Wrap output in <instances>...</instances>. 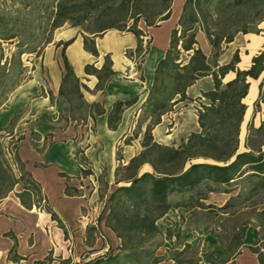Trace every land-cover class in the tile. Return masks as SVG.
Here are the masks:
<instances>
[{
  "label": "trees",
  "instance_id": "trees-1",
  "mask_svg": "<svg viewBox=\"0 0 264 264\" xmlns=\"http://www.w3.org/2000/svg\"><path fill=\"white\" fill-rule=\"evenodd\" d=\"M131 1L137 0H122L126 8L124 11H116V17L109 19L111 17L109 16L107 23L95 29L84 28L89 33L82 34L83 47L86 51L98 56L96 37L108 29L131 31L136 35L138 43L134 50L127 51L129 56L135 57L142 51L144 53L147 51V47L142 45L143 31L137 26V19H135L136 15L145 11L135 8L136 12L131 15L133 21L127 25ZM169 1L171 0H164L166 3ZM224 1L226 0H217V4ZM139 2L145 5L147 3L146 0H139ZM212 2L213 0H185L182 15L178 21L181 29L176 26L171 30L169 47L155 67L152 85L142 103L144 113L149 116L141 141L142 150L132 156L127 163L119 162L115 168L117 185L108 196L110 203L106 223L121 239L122 246L127 250L124 254L127 258L133 256L134 252L129 250L135 249V244L144 238H151L157 232V220L172 207L169 200L171 194L189 192L187 199L176 205L189 208L202 207L203 200L207 198L209 192H227V188L221 187L241 179L246 173L256 178L255 187L264 188V151L260 149L264 145V110L262 111L263 119L258 127H255L253 122L248 125L250 132L244 145L249 150L240 151L239 149L240 127L246 109L243 98L248 93L250 79H257L262 73L258 97L253 102L254 115L261 110L260 101H264V50L253 55L251 65L247 69H240L237 66L239 61L237 51L227 63L220 64L218 61L222 42L232 41L238 32H260L257 26L264 21V13L261 14L260 8L264 6V0H230L225 3L226 9L223 16L211 18L210 23L202 4L210 5ZM96 5L97 0H0V46L3 42L14 41L19 48L8 59L0 47V107L6 101L7 95L27 77L20 59L21 54L26 52L29 46L27 42L35 41L39 37H41L40 40L49 42L50 31L65 22H70L72 26L83 25L89 21L91 15L93 16L92 11L95 10ZM245 8L251 12L242 18L243 26L236 28L234 23L236 13L233 11H241ZM107 14V11L98 12L94 18L100 22ZM169 16V4H166L161 11L143 14L148 26L157 24L158 21L165 20ZM35 19L39 21L38 25L34 23ZM198 22L202 23V28L214 50L211 59L196 46L195 24ZM179 30L180 35H178ZM72 40L71 38L61 43L63 44L61 55L64 74L59 89V94L66 97L70 105L73 102V95L78 102L82 98L79 79L64 54V47ZM178 46L184 51H191L187 62L182 65L178 62L180 56ZM231 71L235 73V76L224 81ZM85 72L95 75L98 79L96 87L103 89L114 74L110 57L108 55L104 57V63L100 68L93 63L86 64ZM208 75L211 76L213 85L201 93L207 102H203L197 109L199 130L190 132L178 146L165 145L154 140L152 128L161 121V116L175 103L188 99L187 88ZM130 103V100H118L113 103L107 118L110 128H116L123 109ZM253 151H257V154H253ZM200 158L211 160V162H191ZM13 161V163L9 161L0 143V199L6 197L19 183L22 189L16 195L21 203L27 208L42 204L41 207L63 227L62 221L46 203L40 184L24 168L17 151L13 152ZM144 163H148L153 172L140 173V167ZM13 164H16L19 169L18 176L13 170ZM121 181L130 183L118 185ZM230 205L231 198L221 208H227ZM246 228L247 225L243 222L231 236V242L235 243L236 248L243 245ZM135 237H138L140 241H134ZM263 248L262 245H249V249L257 255L258 264H264ZM179 254L181 253L174 255L173 259L176 264H183L178 258ZM115 256L110 260L99 259L85 264H108L110 261L112 264H129L118 261L117 255ZM145 256L146 261L138 262L139 264H157L162 260L160 256L153 253ZM8 258L13 261L19 260L14 247L10 250ZM49 263L50 258L47 257L36 260L33 264ZM231 264L236 263L231 262Z\"/></svg>",
  "mask_w": 264,
  "mask_h": 264
},
{
  "label": "crops",
  "instance_id": "crops-1",
  "mask_svg": "<svg viewBox=\"0 0 264 264\" xmlns=\"http://www.w3.org/2000/svg\"><path fill=\"white\" fill-rule=\"evenodd\" d=\"M173 13L174 10L170 17L162 20L159 25L147 26L150 45L141 66H137L135 57L127 54V51L134 50L138 43L136 35L131 31L109 29L97 36L98 56L84 49L81 32L73 28L62 31L56 41L45 47L43 59L40 61L43 70H39V75H35L34 80L43 81L39 84L43 86L44 92L36 97L38 101L35 104L42 107L41 113L47 117L35 120V125L49 129L52 122L58 120V117L52 116L56 110L57 113L64 114L73 109L66 97L59 94L64 74L61 55L63 44H56L72 38V42L64 47V54L79 79L82 98L76 103L80 115L78 118L74 117L73 121L70 120L69 124L79 123V127H84L83 134L66 140H58L53 136L52 141L47 144H44V134L38 139L25 138L19 141L16 151L24 168L40 184L46 203L62 221L63 227L41 207L42 204L25 207L16 195L22 189L21 185L16 184L14 190L0 199V264H33L34 261L47 257L50 258L49 264H85L81 262V257L85 254L108 247L107 240L110 243L116 242L117 237L114 231L105 225L104 217L107 198L115 185L114 172L118 162L115 156L116 145L122 133L130 126L136 111L139 112V106L145 101L153 82L155 67L169 47L171 30L176 21ZM235 42L237 45L232 52L236 49L243 50L238 51L237 66L240 69L249 68L253 55L264 50V36L260 33L238 34L228 45ZM203 52L208 55L209 50ZM106 55L111 59L114 74L103 89H98L97 77L86 73L85 65L93 63L100 68ZM227 75L228 79H231L235 73L231 71ZM262 76L263 73L257 79H250L248 93L243 98L246 109L242 123L248 111V103L245 100L254 101ZM201 80H206L208 88L198 86L195 89ZM212 85L211 76H204L190 85L186 94L189 97L199 96L201 91L210 89ZM118 100H130L131 103L123 109L116 128L112 129L107 122L108 112ZM10 113V107L0 109V117L2 115L4 119L8 118ZM2 117L1 130L5 123ZM164 123L162 119L154 127L153 134L157 142L166 144L172 133L163 134L167 131ZM132 156L133 153L123 162L127 163ZM102 185L107 190L104 195L101 192ZM231 192L219 193L222 200L220 205L230 198ZM214 194L218 192H209L208 198H214ZM261 227L256 223L248 225L243 246L234 257L237 264H258L256 253L248 246L258 245L255 241ZM237 229L238 227L230 233ZM104 236L107 240H103ZM231 236L232 234H229L228 241ZM13 247L19 257L18 261L8 258ZM161 263L162 261L158 264ZM228 263L229 261L223 264Z\"/></svg>",
  "mask_w": 264,
  "mask_h": 264
},
{
  "label": "rangeland",
  "instance_id": "rangeland-1",
  "mask_svg": "<svg viewBox=\"0 0 264 264\" xmlns=\"http://www.w3.org/2000/svg\"><path fill=\"white\" fill-rule=\"evenodd\" d=\"M228 1L230 0H226L224 2H220V4H217V0H213L210 5H207L206 3L202 4L203 10L205 9L204 13L210 23L211 18L215 19L216 17L223 16V12L226 9L225 3ZM146 2V5L143 2L140 3L139 0L133 2L131 1L129 3L127 25H130L132 23L133 19L131 18V15L136 12V9L141 8L145 11L144 13L151 14L155 11L163 10L164 6L166 4H169L170 15L174 10L173 18H176L174 27L178 26V21L180 16L182 15V9L185 0H171L167 3L164 2V0H146ZM207 6L208 8L206 9ZM125 8L126 6L122 4V0H97L96 8L92 11L93 16H90L88 22H85L80 26H72L70 22H65L63 25L50 31L49 42L40 40L41 37H39L35 41L27 42L29 46L26 49V52H24L20 56V59L25 67L27 77L19 86H17L12 92L7 95L6 101L4 102L2 107H0V109L4 107H10L11 109V113L8 118L5 117L4 119V116L2 117L1 115L2 119L5 120V123L3 124V130L0 129V143L3 151L5 152L11 163L14 162L13 152L16 151V148L19 145V141L22 139H38L41 134H44V144H47L49 141H52L53 136H55V139L58 140H66V138L69 137L75 139L79 135L83 134L84 127H79V123L71 122L69 124L70 120L73 121L75 119L74 117L78 118L80 115V111H78V108L76 107V103H78V100L75 95L72 96L73 102L72 105H70L73 109H70V111L64 114L57 113L56 110V112L52 114V116L54 118L58 117V120L52 122L49 129L35 125V122L37 120L47 117L43 115V113H41L42 107H39L35 104L38 101V98L36 97L42 95V92H44L43 86L39 84L43 81L37 79L34 80V76L39 75V70H43L40 65V61L43 59L45 47L49 43L56 41L55 39L60 35V33L67 28L78 29L81 34H89L88 31L84 30V28L95 29L99 25L107 23L109 21V16H111L109 17V19H111L112 17H116V11H124ZM260 8L261 14L264 13V6H261ZM102 11H107L108 14L107 16H104L100 20V22H98L94 17L98 12ZM233 12L236 13L234 21L235 27L241 28L244 22L242 21V18H244V15L251 12V10H247V8H245L241 11ZM144 13L136 15L135 19H137V26L143 31V35H141L142 45L145 48L147 47L148 50L150 45V37L149 33L147 32L148 25H146L143 17ZM161 22L162 20L158 21L157 24L151 26L159 25ZM34 23L38 25L39 21L35 19ZM195 25L197 27L196 46L200 47L201 50L203 49L207 52L209 50L208 55L206 56L211 59L214 50L210 45L208 36L202 28V23L198 22ZM257 27L260 29L259 33L264 36V21L260 22ZM178 29L181 28L178 26ZM241 33L242 32H238L235 34V36ZM39 34L40 36H42L41 31H39ZM180 34L181 32L179 30L178 35ZM61 43L62 41L56 42L57 45ZM228 43L229 42H222L221 44V50L218 56L219 63H227L231 59L235 51L243 52V50L239 49H236L234 52H232L237 43L235 42L231 45H228ZM15 44L16 43L14 41L7 43L3 42L0 46L5 52V55L8 59L11 57L13 52L19 49ZM178 48L180 49L178 62H180L182 65L187 62L191 51H184L180 48V46H178ZM145 54L146 52L144 53V51H142L140 55L135 56L136 64H139V66H141ZM228 77L229 76L226 75L224 81L227 80ZM260 79H262V77ZM45 84H47V80H45ZM198 86H201V88L205 89L208 88V83L206 82V80H201L199 84H197L195 89ZM48 91L50 92L49 89ZM202 92L203 91H201V93ZM257 97L258 95L255 97V99ZM254 101H250L248 99L245 100V102L248 103V111L240 127V151L249 150L245 147L244 143L246 141L247 135L250 132L248 129V125L250 124V122H253V125L255 127H258L261 123V120L263 119L262 111L264 110V101H260L261 110L257 111L255 115L253 114ZM203 102H207V99L202 97V94L196 97L190 96L184 101L175 103L169 111L161 116V120L164 119L165 121L164 128H167V131L163 132V134L172 133L165 145L178 146L187 138L190 132L199 130L197 122V109ZM139 108L140 110L139 112L136 111L134 117L132 118V121L130 122V126L126 128V131L123 132L122 136L118 139L115 153L116 159L118 160L117 164L119 162L125 163L123 162V160L125 161L129 155H131L132 153L133 156L137 155L142 150L141 141L146 125L149 122V116L144 113L142 104L139 106ZM144 119L145 121H143ZM154 127L152 128V134ZM260 149L264 151V145ZM252 153L257 154V151H253ZM202 161L211 162V160L202 158L194 159L191 162ZM13 170L18 176L19 169L16 164H13ZM146 171L153 172L152 167L148 163H144L140 167V173ZM104 181L105 180L103 178V183ZM255 181V177H251L246 173L245 176H243L241 179L236 180L232 184L222 186V189L227 188V192L232 191L230 196L231 205L227 208H221L224 204L220 205L222 200L219 198V193L222 191H215L218 192V194H214V198H208L207 196V198L203 200L204 205L202 207L192 208L176 205V203L178 202H184L189 196V192H186L184 194L173 193L169 196L172 207L163 217L159 218L156 222L158 228L157 232L151 238H144L142 241H140L138 237L133 238L134 241L140 242L134 245L135 249L129 248V251L134 252L131 258H127L124 256L127 250L122 246V241L120 238L116 236V242L114 241L110 243V241L107 240V237L104 236L103 240H107L109 245L108 251L99 254V256H96L95 259L90 261L89 263L99 259L110 260V258L113 259L116 257L115 255H117L118 261L120 262L122 261L129 264H139L138 262L144 263L146 261L147 257L145 255H148L149 253L157 254L158 256H160L162 258L161 264H176L173 256L177 255V253H181L178 255V258L179 260H182L183 264H223L227 261H229L228 264H231V262L236 263L237 260L235 261L234 257L238 254L239 248L243 245L236 248L235 243L231 242V238L228 241V236L229 234L233 235L239 229L240 225L243 222L247 225V227L250 223L260 224L262 226L261 230L257 234L258 239L255 242H258V245L264 246V188L255 187ZM129 183L130 182L121 181L118 183V185H128ZM18 185L21 184L18 183L17 186ZM116 185L117 184L115 183V185L113 186L116 187ZM101 192L102 195L107 193L106 187L104 185H102ZM109 203L110 202L107 198L104 215L105 225H107L106 216L109 210ZM252 219L253 221H251ZM236 227H238V229L234 233H230ZM101 249L98 250L99 253ZM87 255L89 254H85L84 256ZM108 264H112V262L110 261Z\"/></svg>",
  "mask_w": 264,
  "mask_h": 264
},
{
  "label": "built area",
  "instance_id": "built-area-1",
  "mask_svg": "<svg viewBox=\"0 0 264 264\" xmlns=\"http://www.w3.org/2000/svg\"><path fill=\"white\" fill-rule=\"evenodd\" d=\"M107 251H108V247L106 246L105 248L100 250V253L98 251H95V252L90 253L87 256L81 257V262L88 263V262L94 260L96 256H99V254H102V253L107 252Z\"/></svg>",
  "mask_w": 264,
  "mask_h": 264
}]
</instances>
